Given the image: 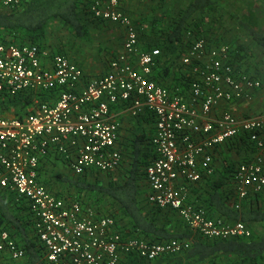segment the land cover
Here are the masks:
<instances>
[{"label": "built area", "instance_id": "2783aa9c", "mask_svg": "<svg viewBox=\"0 0 264 264\" xmlns=\"http://www.w3.org/2000/svg\"><path fill=\"white\" fill-rule=\"evenodd\" d=\"M21 3L0 0V9L13 10ZM90 12L95 20L125 31L124 50L109 62L105 75L88 77L79 64L48 47L0 43V95L33 98L23 119L0 117V187L28 203L48 264H120L134 254L155 261L190 248L188 241L124 239L115 218L60 197L41 176L48 158L75 176L118 171L125 158L126 116L155 119L154 156L146 167L151 205L175 211L205 238H250L247 224L211 218L192 202L190 187L215 175L218 147L246 135L255 155L234 173L235 207L241 209L251 194L264 191V116L239 119L228 106L261 90L262 81L238 72L230 45L210 46L188 32L192 43L181 65L192 77L189 86H161L153 76L162 52L142 49L139 28L121 1L92 0ZM47 95L48 100L41 99ZM25 257L10 234L1 232L0 264H18Z\"/></svg>", "mask_w": 264, "mask_h": 264}, {"label": "trees", "instance_id": "16d2710c", "mask_svg": "<svg viewBox=\"0 0 264 264\" xmlns=\"http://www.w3.org/2000/svg\"><path fill=\"white\" fill-rule=\"evenodd\" d=\"M91 2L92 0H22L16 9H0V43L45 46L48 29L55 21L63 24L77 38L89 41L92 38L90 23H105L93 18L90 12ZM253 2L256 0H241V5L231 0H192L182 9L178 20L169 24L168 28L159 31L158 35L155 29L157 43L147 46L146 50L142 49H162L153 76L156 82L170 89L189 86L192 77L180 62L192 43V39L187 38V33L191 32L194 39H207L210 46H213L212 42H216V46L221 45L219 40L211 41L203 34L208 18L217 16L221 11L228 13L235 21L242 36L264 51V5L256 8ZM226 5L232 8L221 9ZM246 9L259 11L263 14V20L252 14L257 20L254 22L245 15ZM158 36L160 40H157ZM222 44L233 48L232 62L236 68L242 67L245 50L243 45ZM164 53L167 60L162 65L160 62ZM250 69L249 67V71L245 73L250 75ZM47 97L49 96H42L41 99L48 100ZM32 101L33 98L29 96L11 97L2 94L0 117H5V112L13 110L16 117L23 119L31 112ZM154 124L153 116L143 115L136 119L130 143L132 160L122 182H104L100 179L104 173L97 171L82 176H75L69 171H55L59 163L50 158L42 164L41 176L60 197L82 201L96 208L101 215L115 218L117 229L124 239L139 238L152 244H165L173 240L190 242V248L181 254L164 256L155 261L135 254L125 255L120 264H264V233L259 235L255 228L258 225L264 227V191L251 194L243 201L241 209H237L234 204V173L237 166L250 157L243 155L238 160H228L225 156L223 170L217 168L213 177L205 178L198 185L190 187V197L192 202L205 208L211 218L247 224L252 230V236L227 240L205 238L193 233L175 211L151 205L146 199V167L154 156L151 145ZM224 145H229L230 150L236 153L251 150L246 135L226 142L217 150ZM217 160L215 156V162ZM3 231H7L17 245L25 250L26 257L21 264H48L46 250L37 236L28 203L19 198L16 192L0 187V233Z\"/></svg>", "mask_w": 264, "mask_h": 264}, {"label": "crops", "instance_id": "0c3cea01", "mask_svg": "<svg viewBox=\"0 0 264 264\" xmlns=\"http://www.w3.org/2000/svg\"><path fill=\"white\" fill-rule=\"evenodd\" d=\"M120 1H121L122 8L125 10V12H127L132 17L133 20L134 19L140 20L141 23L138 25L144 26V28H142L141 31L139 28L140 43H141L142 48L146 50L147 46L155 45L157 43V41H156V36L154 35V32H156V31H154V32L152 31V26L150 24V19H151L150 14L148 13V11H146L147 8L151 7V5H150L151 2L149 0H120ZM170 1L171 0H168V2H170ZM179 1L182 2L184 0H179ZM191 1L192 0H190L189 3ZM258 4H259V2H258ZM227 8H229L227 5L224 8L221 7V9H227ZM82 15H83V13H82ZM156 22H159V21L156 19ZM96 24H98V23L91 22L89 25L90 30H91V27H94ZM156 24H158V23H156ZM232 24L236 25L234 20H231L230 25H232ZM51 35H52V28L50 26L48 29L47 37H46L48 39H46V44L44 47H48L56 53L62 52L63 54L67 55L73 62L79 64L85 70V73L88 77H96V76H101V75H105L106 73H108L110 64L105 63V60L102 59L103 56L97 57V59H95L94 61H89L86 59V57L84 55L81 56L78 54V53H85L82 51L84 49V47L74 46L75 43H72L71 44L72 46L71 45L69 46L68 45L69 42H67L65 47H62L65 49H61L60 45H52L50 47V44H51V39H50L51 37L50 36ZM91 35H92V32H91ZM91 39L89 41L91 43L96 44V46L94 47L95 49L93 48V53H112L115 56L112 57L111 55H109V59H110V57H112L111 60H113L120 53H122L124 50L125 31L122 28H120V34L118 36L107 34V35L100 36V37L96 38L95 40H91ZM80 40H83V39H80ZM248 41H250V40H248ZM154 47L155 46H153V48ZM252 48H254V52H256L255 49H257L259 53L264 52L261 49H259L258 47L256 48V46L253 44H252ZM155 49H159V48L155 47ZM186 52H187V50L185 51V53L183 55H185ZM67 53H76V54L75 55H72V54L68 55ZM164 55L165 56L163 57V60L161 59V62L159 61L160 64H162V65H165V61L167 60L165 53H164ZM168 55H171V54H168ZM238 68H237L238 72H241V73H245V72L249 71L248 65L247 66L243 65L242 67H238ZM250 68H252V67H250ZM257 68H258V65H257ZM254 71H256V72H254ZM257 71H258L257 69L256 70L250 69L249 73H250V75L255 74V75L262 78L261 73L258 74ZM255 75H253V76H255ZM263 76H264V74H263ZM258 79H260V78H258ZM169 80L171 81L172 79L170 78ZM228 106H229V108H231L234 115H236L239 119H247V118L264 116V87L261 90L251 92L250 97L248 99L243 100V101H239L235 104H231ZM119 108L115 110V113H114L115 116L119 115V113H120ZM14 114H15V111L11 110V111L5 112L4 115L7 118H12L15 116ZM122 119L124 122L123 143L125 145V149H127V148H129L128 146L131 143V138L133 137L132 135L134 133V131L132 134L129 132L130 131L129 129L132 128V126L131 127H129V126H130V123L132 121H134V123H135L136 119H132L128 116H126ZM134 123H133V127L135 126ZM238 155L239 156H237V153L235 151L230 150L229 145H226V146L224 145L222 148L217 150L215 153V156L218 159L216 162V169L220 168L221 170H223V163H224L223 161H224L225 156L228 158V160H238L243 155H244V157L252 158L255 155V151H251V150H248V151L243 150L242 151L241 150V151H239ZM60 163L56 165L55 170H63L65 172H67L68 169L65 166V164H63L62 162H60ZM255 228L257 229L256 231L259 235L264 233V227H262V226L260 227L258 225ZM193 233H195V232H193ZM22 262L23 261H20L18 264H21Z\"/></svg>", "mask_w": 264, "mask_h": 264}, {"label": "rangeland", "instance_id": "374dc122", "mask_svg": "<svg viewBox=\"0 0 264 264\" xmlns=\"http://www.w3.org/2000/svg\"><path fill=\"white\" fill-rule=\"evenodd\" d=\"M149 1L151 2V4L148 2L151 5V7L147 8L146 11H148V13L150 14V18H151L150 24L152 26V31L154 32L156 29L157 35H158L159 31H164V29L168 28L169 24H171L173 21L178 20V17L180 16V12L182 11L183 8H185V6L189 4L190 0H184L182 2H180L179 0H171L170 2H168V0H149ZM162 1H165V2L162 3ZM231 1L238 2L241 5V0H231ZM253 4L257 8L260 5H264V0H262V2L259 4H258V1L256 0V2H253ZM231 8L232 7H230V9ZM262 12H264V10ZM258 13L259 11H256V10L254 11H251L248 9L245 10V15L249 17L250 19H252L254 22L257 21L255 19L257 16L259 19L263 20V14L259 13L258 15ZM252 14H254L255 18L253 17ZM156 19L159 22H156ZM231 20L233 19L228 15V13L222 12V11L219 12L217 16H210L207 20L206 30H204L203 32L204 36H208L209 37L208 39H210L211 41L219 40L221 44L230 43L236 46L243 45L245 50H243L244 59L242 62V66L248 65V67H252L251 69H255V70L257 69L258 74L261 73L262 75V78L259 76L258 77L262 79L263 84H264V76H263L264 74V53H259L257 49H255L257 53L254 52V48H252V42L248 41V39L245 36H242V32L239 31V29L237 30L236 25L234 24L230 25ZM135 21H136L138 28H140V31H141V29L144 28V26L138 25L141 23L140 20H135ZM50 26L52 28V35L50 36L51 37L50 47L52 45H60L61 49H65L62 47H65L67 42H69L68 43L69 46L72 43H75L74 46L84 47L82 51L85 53H78V54L81 56L84 55L86 59L89 61H94L95 59H97V57L103 56L102 59L105 60V63H109L112 57L115 56L112 53H93V48L96 46V44L91 43L90 41L78 39L74 35V33H72L68 28H66L63 24H61L58 21L51 23ZM120 28L121 27L117 25H113L109 23H98L94 27H91V32H92L91 40H95L96 38L103 36V35H107V34L118 36L120 34ZM155 34L156 32H154V35ZM158 37L159 38H157V40H160L161 39L160 36ZM211 45L216 46V42H212ZM67 54L75 55L76 53H67ZM247 54L250 57H248ZM109 55L112 56L110 57V59H109ZM257 65H258V68H257ZM252 75H255V74H252ZM133 123L134 121H132L129 126V127L132 126V128L129 129L130 130L129 132L131 134L135 130V127H133ZM128 147L129 148H127L125 152V159H124L122 168L119 171L113 173L112 175L102 174L100 177L101 180H103L104 182H108V181L122 182L124 180V177L126 176V172L129 170L130 163L132 160L131 151H130L131 147L130 145ZM237 156L239 155L237 154Z\"/></svg>", "mask_w": 264, "mask_h": 264}]
</instances>
